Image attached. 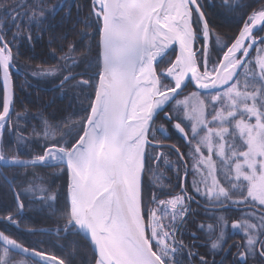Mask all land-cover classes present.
<instances>
[{"label": "snow or ice", "instance_id": "snow-or-ice-1", "mask_svg": "<svg viewBox=\"0 0 264 264\" xmlns=\"http://www.w3.org/2000/svg\"><path fill=\"white\" fill-rule=\"evenodd\" d=\"M257 3L237 34L225 39L214 32L201 0H90L88 15L76 20L68 0L0 2V188L11 192L16 205L0 220L20 229L17 217L26 207L47 212L56 217L54 229L20 230L81 236L93 252L91 264H190L193 258L210 264L194 250L195 232L192 244L181 236L191 205L235 207L241 218L231 227L242 240L227 245L228 221L219 215L206 226L216 237L210 249L235 247L232 264H264V0ZM221 7L233 10L240 3L221 0ZM76 10L79 16V4ZM61 11L87 42L80 48L75 40L66 49L61 44L60 63L37 65L30 75H61L62 93L71 82L77 99L82 95L87 101L85 114L61 124L41 116L39 127L26 136L19 123L23 114L14 107L11 70L19 53L13 47L21 38L32 42V25L42 36ZM9 25L15 28L11 39ZM158 121L179 133L183 151L165 143L168 129ZM6 131L15 136L14 154L6 150ZM32 140L42 151L22 152ZM161 161L174 171L179 194L163 183ZM49 167L67 177L59 214L60 190L45 186L37 172ZM197 227L205 230L203 224ZM43 244L0 231V264H72Z\"/></svg>", "mask_w": 264, "mask_h": 264}, {"label": "trees", "instance_id": "trees-1", "mask_svg": "<svg viewBox=\"0 0 264 264\" xmlns=\"http://www.w3.org/2000/svg\"><path fill=\"white\" fill-rule=\"evenodd\" d=\"M5 2V0H0ZM7 3L11 4L14 0H6ZM73 5L72 8V19L85 18L90 10V0H68ZM205 5V10L208 14L210 24L212 25L214 32L220 34L225 39H230L237 34L239 28L242 26V22L246 19V14L250 13L254 8L259 7L257 0H239L240 7L233 10H228L221 7V0H201ZM48 4L56 3V0H47ZM79 4L80 12L77 16L76 5ZM62 11L58 13L54 18H50L48 30L44 32L42 36H37V29L35 25H32L33 40L29 43L26 39H19L17 41L19 47H13V52L19 55L15 60V67L11 70L12 81L14 87V107L15 111L22 113L20 118V125L24 130V134L28 136L33 127H39L40 117H44L52 121L54 124H61L63 121H75L79 120L85 113L83 111L86 107L87 101L83 99L81 95L77 99V90L71 87V82L66 85L65 91L62 93L57 85L59 84L61 75L47 76V77H33L30 75L31 69L37 65L44 67H55L59 61L60 45L66 46L69 42L75 40L77 47L80 48L82 42L76 34V29L71 26V21L64 18L62 19ZM9 31L7 39L12 38V32L15 28L11 25L8 26ZM82 27V25L80 26ZM51 39V43H49ZM93 51L90 54L95 56V40L91 41ZM52 49H56V54H52ZM172 53V58L174 54ZM254 55V53H253ZM215 58V54H213ZM163 66V65H161ZM77 68L74 71H80ZM190 89V88H189ZM192 89V88H191ZM3 96V85L0 81V99ZM13 124L16 123V116L13 115ZM165 123L168 129L169 137L167 143H175L181 146L182 151L184 141L182 137L174 129L171 124L166 121H158L159 123ZM158 133V132H157ZM4 142L8 146L7 151L9 154H14L17 148L15 136L10 135L7 131L4 133ZM29 149L40 152L42 148L40 143L32 140L29 144V148H21L20 150L27 153ZM167 152V149L164 150ZM27 158V156H25ZM171 160H175V155L170 156ZM160 170L165 173L163 183L171 186L172 194H179L180 187L179 181L176 178L174 171L171 170V166H165L163 162L160 163ZM15 171L20 172L22 169H16ZM37 172L44 178L45 186L51 185L53 189L60 190L59 202L57 204V214L59 209L64 204V191L66 189L67 177L63 175L55 174L57 169L49 168H38ZM190 176L187 178V183L190 187ZM168 190V189H166ZM150 193L146 189L145 198L147 199ZM161 199H167V196L160 195ZM203 203V202H202ZM25 204L28 205V200L25 199ZM204 204V203H203ZM15 201L10 191L6 187L0 188V217H5L12 211H15ZM193 214L187 217L186 224L181 230V236L185 244H192L193 240L191 233L195 232L198 239L194 241L196 247L195 251H198L202 255H207V258L211 264V261L215 259L216 264H232L233 255L237 249L235 247L229 248L227 251L216 250L213 252L210 249V243L216 237L207 230L208 224H215V217L224 215L228 221V225L235 220H239L241 212L236 209L227 210H206L202 206L193 204ZM20 222V229L25 227H34L37 229H54L56 227V217L49 215L47 212L37 211L35 207H26L24 212L17 217ZM205 225V230H198V225ZM16 226L11 225L3 220H0V231H5L6 234H11L14 238L23 240L27 244H33L36 240L40 239L44 241L42 247L46 248L49 252L54 253L58 256L71 259L72 264H91L93 252L90 246L86 245L85 240L81 236H72L57 238L54 235L40 234L38 236L28 235L26 232L21 231ZM227 245L240 242L243 238L242 234L237 232L231 233L228 228L225 230ZM225 245V247L227 246ZM73 249L75 250L73 252ZM70 253H72L70 255ZM221 259L218 263L217 261ZM186 264L188 262L186 261ZM190 264H199L198 258H193ZM249 264H258V262L249 260Z\"/></svg>", "mask_w": 264, "mask_h": 264}, {"label": "rangeland", "instance_id": "rangeland-1", "mask_svg": "<svg viewBox=\"0 0 264 264\" xmlns=\"http://www.w3.org/2000/svg\"><path fill=\"white\" fill-rule=\"evenodd\" d=\"M190 91H192L191 88L188 89V91H186L185 94H187V92H190ZM185 124H190V122L185 121ZM190 177H191V176H190ZM240 218H241V217H240ZM231 224H232V223H231ZM231 224H229V225L227 226V228L225 229L226 231H227V229L229 228L231 233H235V232H237V233H239V234H242L239 230H233L232 227H231Z\"/></svg>", "mask_w": 264, "mask_h": 264}, {"label": "flooded vegetation", "instance_id": "flooded-vegetation-1", "mask_svg": "<svg viewBox=\"0 0 264 264\" xmlns=\"http://www.w3.org/2000/svg\"><path fill=\"white\" fill-rule=\"evenodd\" d=\"M174 53V52H173ZM168 135H169V132L167 133ZM157 136L159 137L160 136V133L158 132L157 133ZM165 143H167V142H165ZM190 183H191V178H190ZM190 192V191H189ZM202 203V202H201ZM193 204H195V205H197L196 203H193ZM193 204L191 205V208H192V206H193ZM199 206H201V205H199ZM237 252V251H236ZM221 259H219L218 261H217V263L220 261Z\"/></svg>", "mask_w": 264, "mask_h": 264}, {"label": "water", "instance_id": "water-1", "mask_svg": "<svg viewBox=\"0 0 264 264\" xmlns=\"http://www.w3.org/2000/svg\"><path fill=\"white\" fill-rule=\"evenodd\" d=\"M173 48H175L178 51V46L174 45ZM208 209H211L210 207Z\"/></svg>", "mask_w": 264, "mask_h": 264}]
</instances>
